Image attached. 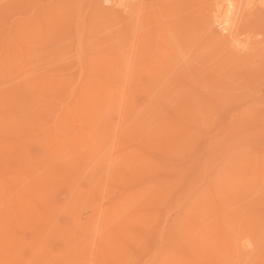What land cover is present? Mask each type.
<instances>
[{
    "label": "rangeland",
    "instance_id": "1",
    "mask_svg": "<svg viewBox=\"0 0 264 264\" xmlns=\"http://www.w3.org/2000/svg\"><path fill=\"white\" fill-rule=\"evenodd\" d=\"M86 85L100 96L93 99L97 107L92 103L100 111L88 112L94 115L85 126H96L104 138L97 148L81 142L69 145L64 157L52 153L50 141L60 137L44 135L38 118L63 117ZM0 94V243L12 247L2 264L56 262L68 244L78 246L71 245L73 232L99 212L104 231L118 234H110L112 248L104 235L112 249L104 246L105 264H264V0H0ZM81 111L85 117L81 108L65 120L76 122Z\"/></svg>",
    "mask_w": 264,
    "mask_h": 264
},
{
    "label": "bare ground",
    "instance_id": "2",
    "mask_svg": "<svg viewBox=\"0 0 264 264\" xmlns=\"http://www.w3.org/2000/svg\"><path fill=\"white\" fill-rule=\"evenodd\" d=\"M29 1V0H28ZM154 1V0H153ZM5 2V1H4ZM21 2V1H20ZM143 2V1H142ZM162 2V1H161ZM111 3H112V1H111ZM117 3H119V2H117ZM134 3H136V2H134ZM150 3V2H149ZM168 3V2H167ZM21 4H22V2H21ZM30 4V3H29ZM150 4H152V3H150ZM6 5H7V3H6ZM27 5V4H26ZM36 5V4H35ZM119 5V4H118ZM148 5V4H147ZM12 6H13V4H12ZM17 6V5H16ZM22 6V5H21ZM37 6H39V5H37ZM114 6V5H113ZM140 6V5H139ZM5 7V6H4ZM14 7V6H13ZM27 7V6H26ZM30 7H31V5H30ZM46 7V6H45ZM28 8V7H27ZM32 8V7H31ZM36 7H34V9H35ZM128 8V7H127ZM41 9V8H40ZM129 9V8H128ZM29 10V9H28ZM168 10V9H167ZM14 11V10H13ZM16 11H18V10H16ZM30 12L31 11H33V10H29ZM38 10H36V12H37ZM138 11V10H137ZM153 11H155V10H153ZM1 12H3V11H1ZM19 12V11H18ZM23 12V11H22ZM25 12V11H24ZM35 12V13H36ZM156 12V11H155ZM29 13V12H28ZM27 13V14H28ZM32 13H34V12H32ZM42 14V13H41ZM136 14V13H135ZM142 14V13H141ZM155 14V13H154ZM165 14V13H164ZM12 15V14H11ZM17 15V14H16ZM22 15H25L24 13L22 14ZM129 15V14H128ZM157 15V14H156ZM19 16H21V15H19ZM33 16V15H32ZM39 16V15H38ZM8 17H9V15H8ZM11 17V16H10ZM23 17V16H22ZM25 17V16H24ZM146 17V16H145ZM4 18H5V16H4ZM19 18V17H18ZM30 18V17H29ZM37 18V17H36ZM150 18V17H149ZM165 18V17H164ZM116 19V18H115ZM125 19V18H124ZM132 19V18H131ZM18 20V19H17ZM22 20V19H21ZM162 20V19H161ZM27 21V20H26ZM44 21V20H43ZM130 21V20H129ZM128 21V22H129ZM147 21H148V19H147ZM159 21V20H158ZM163 21V20H162ZM124 22V21H123ZM131 22V21H130ZM137 22V21H136ZM9 23V22H8ZM165 23V22H164ZM3 24V23H2ZM12 24H15L14 22L12 23ZM128 25V24H127ZM141 25V24H140ZM144 25V24H143ZM134 26H135V24H134ZM142 26V25H141ZM148 26V25H147ZM3 27V26H2ZM1 27V28H2ZM6 27V26H5ZM13 27V26H12ZM52 27V26H51ZM92 27V26H91ZM114 27V26H113ZM131 27V26H130ZM136 27V26H135ZM153 27V26H152ZM8 28V27H7ZM95 28V27H94ZM133 28V27H132ZM167 28V27H166ZM107 29V28H106ZM128 29V28H127ZM18 30H19V28H18ZM130 30V29H129ZM134 30V29H133ZM109 31V30H108ZM161 31V30H160ZM86 32V31H85ZM106 32V31H105ZM126 32H128V31H126ZM155 32V31H154ZM15 33V32H14ZM110 33H112L111 31H110ZM8 34H10V33H8ZM19 34V33H18ZM23 34V33H22ZM37 34V33H36ZM106 34V33H105ZM139 34V33H138ZM152 34V33H151ZM5 35V34H4ZM12 35V34H11ZM117 35V34H116ZM124 35V34H123ZM122 35V36H123ZM127 35V34H126ZM136 35V34H135ZM9 37H10V35H8ZM39 36V35H38ZM92 36V35H91ZM115 36V35H114ZM143 36H144V34H143ZM22 37V36H21ZM112 37V36H111ZM117 37V36H116ZM20 38V37H19ZM33 38V37H32ZM40 38V37H39ZM129 38V37H128ZM154 38V37H153ZM156 38V37H155ZM31 39V38H30ZM35 39V38H34ZM111 39V38H110ZM119 39V38H118ZM117 39V40H118ZM141 39V38H140ZM1 40H2V38H1ZM7 40V39H6ZM117 40H115V41H117ZM126 40V39H125ZM128 40V39H127ZM126 40V41H127ZM158 40V39H157ZM33 41V40H32ZM24 42H26V41H24ZM114 42V41H113ZM153 42V41H152ZM23 43V42H22ZM29 43V42H28ZM117 43V42H116ZM115 43V44H116ZM154 43V42H153ZM11 44V43H10ZM25 45V44H24ZM29 45V44H28ZM27 45V46H28ZM130 45V44H129ZM175 45V44H174ZM121 46V45H120ZM120 46H118V47H120ZM122 48H123V44H122V46H121ZM133 47V46H132ZM7 48V47H6ZM111 48H113V47H111ZM124 48H125V51L127 50L126 49V47L124 46ZM148 48V47H147ZM170 48V47H169ZM17 49H19V48H17ZM97 49V48H96ZM115 49V48H114ZM118 49V48H117ZM131 49V48H130ZM140 50V49H139ZM28 51V50H27ZM122 51V50H121ZM124 51V52H125ZM19 52V51H18ZM24 52H26V51H24ZM165 52V51H164ZM150 53H151V51H150ZM6 54V53H5ZM9 54V53H8ZM110 54V53H109ZM119 54V53H118ZM125 54V53H124ZM134 54V53H133ZM16 55V54H15ZM27 55V54H26ZM32 55V54H31ZM107 55V54H106ZM105 55V56H106ZM132 55V54H131ZM6 56V55H5ZM30 56V55H29ZM98 56V55H97ZM127 56V55H126ZM51 57V56H50ZM49 57V58H50ZM114 57V56H113ZM113 57H111V58H113ZM134 57V56H133ZM11 58V57H10ZM20 58V57H19ZM35 58V57H34ZM39 58H41V57H39ZM44 58V57H43ZM107 58V57H106ZM109 58H110V56H109ZM115 58V57H114ZM119 58V57H118ZM126 58V57H125ZM128 58V57H127ZM151 58V57H150ZM14 59V58H13ZM42 59V58H41ZM99 59V58H98ZM121 59V58H120ZM153 59V58H152ZM103 60V59H102ZM104 60H105V58H104ZM131 60V59H130ZM161 60V59H160ZM12 61V60H11ZM10 61V62H11ZM16 61H17V58H16ZM28 61V60H27ZM110 61V60H109ZM108 61V62H109ZM132 61H133V59H132ZM105 62H107V61H105ZM108 62H107V64H108ZM111 62V61H110ZM125 62V61H124ZM12 63V62H11ZM15 63V62H14ZM21 63V62H20ZM51 63V62H50ZM137 63V62H136ZM150 63L151 62H149L148 64L150 65ZM156 63V62H155ZM159 63V62H158ZM53 64V63H52ZM97 64V63H96ZM96 64H94V65H96ZM105 64V63H104ZM103 64V65H104ZM113 64V63H112ZM128 64V63H127ZM132 64V63H131ZM138 64V63H137ZM142 64V63H141ZM140 64V65H141ZM8 65V64H7ZM51 65V64H50ZM49 65V66H50ZM106 65V64H105ZM119 65V64H118ZM121 65V64H120ZM163 65V64H162ZM5 66V65H4ZM23 66V65H22ZM44 66V65H43ZM85 66V65H84ZM83 66V67H84ZM100 66V65H99ZM111 66V65H110ZM113 66V65H112ZM157 66V65H156ZM8 67V66H7ZM32 67H33V65H32ZM41 67V66H40ZM44 67H46L47 68V66H44ZM109 67V66H108ZM114 67H116L115 66V64H114ZM144 67V66H143ZM90 68V67H89ZM101 68H103V66L101 65ZM105 68V67H104ZM113 68V67H112ZM138 67H136V69H137ZM10 69V68H9ZM14 69V68H13ZM38 69V68H37ZM40 69V68H39ZM41 69H43V68H41ZM91 70H92V68H90ZM115 69V68H114ZM120 69V68H119ZM128 69V68H127ZM146 69V68H145ZM4 70V69H3ZM21 70V69H20ZM29 70V69H28ZM28 70H26V71H28ZM32 70V69H31ZM54 70V69H53ZM56 70V69H55ZM96 70V69H95ZM104 69H102V71H103ZM116 70H118V69H116ZM123 70V69H122ZM121 70V71H122ZM125 70V69H124ZM135 70V69H134ZM138 70V69H137ZM147 70V69H146ZM25 71V72H26ZM30 71V70H29ZM28 71V72H29ZM33 71H35V70H33ZM47 71V70H46ZM52 71V70H51ZM58 72H59V70H57ZM56 71V72H57ZM92 71H94V70H92ZM105 71V70H104ZM103 71V72H104ZM107 71V70H106ZM106 71H105V74H106ZM132 71V70H131ZM141 71V70H140ZM170 71V70H169ZM28 72H27V74H28ZM31 72V71H30ZM36 72V71H35ZM45 72V71H44ZM95 72V71H94ZM111 72H113V71H111ZM127 72V71H126ZM34 73V72H33ZM54 73V72H53ZM52 73V74H53ZM84 73V72H83ZM101 73V72H100ZM110 73V72H109ZM114 73V72H113ZM117 73V72H116ZM167 73V72H166ZM169 73V72H168ZM8 74V73H7ZM23 73H21V75H22ZM30 74V73H29ZM26 75V76H29L30 77V75ZM43 74V73H42ZM82 74V73H81ZM105 74L103 75V77L105 76ZM150 74V73H149ZM35 75V74H34ZM59 75V74H58ZM57 75V76H58ZM63 75V74H62ZM89 75V74H88ZM107 75H108V73H107ZM110 75V74H109ZM116 75H118V74H116ZM24 76V75H23ZM93 76V75H92ZM96 76V75H95ZM110 76H112V75H110ZM130 76V75H129ZM156 76V75H155ZM37 77V76H36ZM94 77V76H93ZM106 77V76H105ZM131 77V76H130ZM133 77V76H132ZM152 77V76H151ZM158 77V76H157ZM165 77H166V75H165ZM164 77V78H165ZM52 78H54V77H52ZM52 78H51V80H52ZM62 78V77H61ZM81 78V77H80ZM99 78V77H98ZM113 78V77H112ZM127 78H128V75H127ZM148 78H150V77H148ZM24 79H26V78H24ZM27 79H29V78H27ZM33 79V78H32ZM37 79V78H36ZM42 78H40V80H41ZM58 79V78H57ZM72 79V78H71ZM70 78H69V80H71ZM93 79H95V78H93ZM108 79V78H107ZM110 79V78H109ZM141 79V78H140ZM46 80V79H45ZM63 80V79H62ZM61 80V81H62ZM69 80H67L69 83H71ZM74 80V79H73ZM89 80V79H88ZM118 80V79H117ZM122 80V79H121ZM179 80V79H178ZM177 80V81H178ZM27 81H29V80H27ZM34 81V80H33ZM93 81V80H92ZM119 81V80H118ZM117 81V82H118ZM125 81H127V79L125 80ZM131 81V80H130ZM35 82V81H34ZM48 82V81H47ZM114 82V81H113ZM128 82H129V80H128ZM127 82V83H128ZM42 83V82H41ZM50 83H52V81L50 82ZM57 83V82H56ZM101 83V82H100ZM104 83V82H103ZM141 83V82H140ZM61 84V83H60ZM87 84V83H86ZM115 84V83H114ZM26 85V84H25ZM38 85V84H37ZM63 85V84H62ZM88 85V84H87ZM87 85H86V87H87ZM96 85V84H95ZM126 85V84H125ZM140 85V84H139ZM36 86V85H35ZM47 86H48V84H47ZM78 86H79V84H78ZM92 86V85H91ZM97 86V85H96ZM8 87H10V86H8ZM45 87V86H44ZM56 87V89L58 88L57 86H55ZM63 87H65L64 85H63ZM62 86H61V90H62V88H63ZM69 87H71L70 85H69ZM74 87H76V86H74ZM73 87V88H74ZM118 87V86H117ZM151 87V86H150ZM23 88V87H22ZM45 88H47V90H49L48 89V87H45ZM58 88V89H59ZM82 88V87H81ZM88 89L87 90H85L84 89V91H80L81 92V95H79L78 96V100H76V103L74 102V104H68L67 106H66V108H67V112H66V114H74V112L76 111V109H77V111L79 110V112H80V109L82 108V110H83V113L85 112V111H87L86 113V116L85 117H82V111H81V113H79L80 114V116L78 117V115L76 114V116L75 117H78L77 118V120H75L76 122H74L73 123V120L71 121L72 123H70L69 122V120H65L66 118H65V116H67L66 114H64V116H63V113H61L62 114V116L63 117H57L56 119H58L57 121H55L54 120V122H51L52 121V119H51V121L49 122V120L48 121H46V120H44L45 118H42V119H40L41 118V116H40V118H38L39 119V122L41 123H43L42 124V130H43V134L45 135V133H53V135H52V137H56V136H58V137H60L61 139H63V137L65 136L66 138H65V140L63 141V142H61L59 139H58V141L57 140H54L53 142H51L50 141V146H51V148H48V149H50L49 151H51V149H52V153H54V151H57V153H61L60 155L62 156V153H63V156L62 157H64L65 156V153L67 152V150H68V147H69V145H71V144H73L74 146H75V144L77 145L78 143H81V142H83V143H85L86 144V146H90V147H92L93 145H95V147L97 148L98 147V145L101 143V141H98L99 139H103L104 138V136H101V135H99V133L97 132V134H96V132H94L95 131V128H96V126H95V128L94 129H92L93 127H89V128H87V126H85V125H88V121L87 120H90V116L91 115H94V114H91V115H89L88 114V112H91L92 111V113L94 112L93 110L95 109L96 110V113H97V110H99V109H96V107H97V98H95L94 96L95 95H97V94H95L94 96L93 95H91V92L94 94V93H96V92H93V91H91L90 90V93H89V89H90V87H87ZM94 88H96V87H94ZM101 88L102 87H99V91L101 90ZM105 88H108V87H105ZM111 88V87H110ZM109 88V89H110ZM112 88H113V86H112ZM140 88V87H139ZM3 89V88H2ZM8 89V88H7ZM10 89V88H9ZM26 89V88H25ZM53 89V88H52ZM56 89H55V91H56ZM58 89H57V92H60V91H58ZM66 89H68V87L66 88ZM70 89V88H69ZM97 90H98V88H96ZM103 89V91H105V90H107V89H105L104 90V88H102ZM116 89V88H115ZM152 89V88H151ZM157 89V88H156ZM47 90H45V91H47ZM50 90H51V88H50ZM49 90V91H50ZM71 90H72V88H71ZM74 90H75V88H74ZM96 90V91H97ZM134 90V89H133ZM27 91H29V90H27ZM41 91V90H40ZM39 91V92H40ZM63 91V90H62ZM76 91V90H75ZM86 91L88 92V93H86ZM107 91H109V90H107ZM112 91V90H111ZM126 91V90H125ZM127 91H129V90H127ZM126 91V92H127ZM154 91V90H153ZM6 92V91H5ZM4 92V93H5ZM20 92V91H19ZM18 91H17V93H19ZM56 92V93H57ZM123 92V91H122ZM14 93V92H13ZM28 93V92H27ZM41 93V92H40ZM60 93H62V92H60ZM59 93V94H60ZM65 93V92H64ZM63 93V94H64ZM78 93V92H77ZM82 93H83V95H82ZM98 93V92H97ZM117 93V92H116ZM154 93V92H153ZM25 94V93H24ZM39 94V93H38ZM53 94V93H52ZM59 94H56V95H59ZM68 94V93H67ZM71 94V93H70ZM87 96H86V95ZM115 94V93H114ZM114 94H113V96H114ZM119 94V93H118ZM137 94V93H136ZM1 95V94H0ZM4 95V94H3ZM2 95V96H3ZM6 95V94H5ZM28 95V94H27ZM44 95H46V94H44ZM47 95H48V93H47ZM55 95V94H54ZM53 95V96H54ZM65 95V94H64ZM72 95H73V93H72ZM106 94H104V97L106 98V96H105ZM110 95V94H109ZM108 95V96H109ZM155 95V94H154ZM8 96V95H7ZM26 96V95H25ZM25 96H23V97H25ZM30 96V95H29ZM28 96V97H29ZM40 96V95H39ZM49 96H51V94H49ZM52 96V97H53ZM63 96V95H62ZM66 96V95H65ZM71 96V95H70ZM69 96V97H70ZM107 96V97H108ZM112 95H111V97H113ZM116 96H117V94H116ZM40 97H43L42 95L40 96ZM46 97V96H45ZM55 97V96H54ZM57 97H59V96H57ZM56 97V98H57ZM61 97V96H60ZM59 97V98H60ZM96 97H99L100 98V96H96ZM103 97V96H102ZM121 97V96H120ZM131 97V96H130ZM135 97V95L133 96V98ZM186 97V96H185ZM17 98V97H16ZM30 98V97H29ZM63 98H64V96H63ZM80 98V99H79ZM129 98V97H128ZM1 99V98H0ZM2 99H4V97L2 98ZM20 99V98H19ZM69 99V98H68ZM93 99L94 100H96V101H93ZM114 99H115V97H114ZM11 100H13V98L11 99ZM15 100V99H14ZM23 100V99H22ZM30 100V99H29ZM33 100H34V96H33ZM40 100V99H39ZM43 100V99H42ZM46 100V99H45ZM48 100V99H47ZM64 100V99H63ZM67 100V99H66ZM74 100V99H73ZM98 100H100V99H98ZM107 100V99H106ZM135 100V99H134ZM9 101V100H8ZM20 100H18V102H19ZM23 101H25V100H23ZM41 101V100H40ZM49 101V100H48ZM61 101V100H60ZM72 101V100H71ZM102 101V100H101ZM101 101H99V102H101ZM103 101H104V98H103ZM108 101V100H107ZM122 101V100H121ZM6 102V101H5ZM22 102V101H21ZM37 103V101L36 100H34V103ZM66 102V101H65ZM96 103V107L95 106H93L92 105V103ZM112 102V101H111ZM114 102H116V100L114 101ZM123 102V101H122ZM193 102V101H192ZM23 103H25V102H23ZM42 103V102H41ZM45 103H46V101H45ZM125 103V102H124ZM194 103V102H193ZM4 104V103H3ZM6 104V103H5ZM40 104V103H39ZM54 104V103H53ZM59 104H62V102L61 103H59ZM102 104V103H101ZM106 104H107V102H106ZM122 104V103H121ZM23 105V104H22ZM36 105H38V104H36ZM41 105V104H40ZM42 105H44V104H42ZM49 105H51V104H48V106ZM100 105V103H98V107L99 108H101V109H103L102 107H100L99 106ZM112 105H114V103L112 102ZM154 105V104H153ZM153 105H152V107H153ZM21 106V105H20ZM19 106V107H20ZM29 106V105H28ZM57 106V105H56ZM63 106H64V104H63ZM102 106H104V104H102ZM106 106V105H105ZM111 106V105H110ZM122 106V105H121ZM120 106V107H121ZM156 106V105H155ZM24 107V106H23ZM22 107V108H23ZM30 107V106H29ZM47 107V106H46ZM58 107V106H57ZM149 107V106H148ZM189 107V106H188ZM192 107V106H191ZM7 109H8V107H6ZM31 108V107H30ZM29 108V109H30ZM44 108V107H43ZM43 108H42V111H43ZM51 108V107H50ZM63 108V107H62ZM109 108V107H108ZM3 109V108H2ZM106 109V108H105ZM111 109V108H110ZM189 109V108H188ZM5 110V109H4ZM8 110H10V109H8ZM14 110V109H13ZM48 110H51V109H48ZM117 110V109H116ZM157 110V109H156ZM186 110V109H185ZM17 111H18V109H17ZM31 111H32V109H31ZM57 111V110H56ZM100 111V110H99ZM105 111V110H104ZM119 111V110H118ZM117 111V112H118ZM123 111V110H122ZM148 111V110H147ZM178 111V110H177ZM39 112V111H38ZM41 112V111H40ZM39 112V113H40ZM44 112V115L46 114L47 115V117H48V115H50V114H48V112H47V109L45 108V110L43 111ZM43 112L41 113V114H43ZM54 112V111H53ZM21 113V112H20ZM49 113H52V112H49ZM99 113H101V112H99ZM113 113H115L114 111H113ZM194 113V112H193ZM1 114H2V111H1ZM119 114V113H118ZM117 114V115H118ZM120 114H121V112H120ZM147 114V113H146ZM152 114V113H151ZM7 115V114H6ZM11 115V114H10ZM31 115V114H30ZM38 115V114H37ZM36 115V116H37ZM83 115H85V114H83ZM89 115V117H87ZM100 115V114H99ZM103 115H105V114H103ZM115 115V114H114ZM185 115V114H184ZM8 116V115H7ZM55 116V115H54ZM59 116V115H58ZM96 116V115H95ZM102 116V115H101ZM108 116V115H107ZM124 116V115H123ZM6 117V116H5ZM39 117V116H38ZM82 117V118H81ZM87 117V118H86ZM93 117V116H92ZM91 117V118H92ZM110 117V116H109ZM120 117V116H119ZM31 118V117H30ZM73 118V117H72ZM98 118V117H97ZM9 119V118H8ZM7 119V120H8ZM35 119V118H34ZM85 119H86V121H85ZM106 119H107V117H106ZM109 119V118H108ZM177 119V118H176ZM4 120H5V118H4ZM6 120V121H7ZM43 120H44V122H43ZM115 120V119H114ZM146 120V119H145ZM107 121V120H106ZM109 121V120H108ZM117 121V120H116ZM163 121V120H162ZM256 121H257V119H256ZM10 122V121H9ZM15 122V121H14ZM21 122V121H20ZM26 122V121H25ZM35 122V121H34ZM37 122V121H36ZM39 122H37V123H39ZM97 122H98V119H97ZM97 122L95 121L93 124L95 125V123L97 124ZM105 122V120L103 121V123ZM114 122V121H113ZM30 123V122H29ZM69 123V124H68ZM91 123H92V119H91ZM102 123V124H103ZM120 123V122H119ZM36 124V123H35ZM51 124H52V126H51ZM118 124V123H117ZM14 125V124H13ZM23 125V124H22ZM25 125V124H24ZM90 125V124H89ZM104 125V124H103ZM116 125V124H115ZM178 125H179V123H178ZM177 125V126H178ZM41 126V125H40ZM39 126V127H40ZM99 126V125H98ZM120 126V125H119ZM258 125L256 124V127H257ZM34 127V126H33ZM179 127V126H178ZM183 127V126H182ZM7 128V127H6ZM31 128V127H30ZM35 128V127H34ZM88 130H87V129ZM101 128H102V126H101ZM114 128V127H113ZM120 128H122L121 126H120ZM185 128V127H184ZM40 129V130H41ZM91 129L93 130V133L92 132H90L89 133V131H91ZM103 129H104V127H103ZM103 129H101V130H103ZM141 129V128H140ZM176 129V128H175ZM25 130V129H24ZM41 130V131H42ZM100 130V131H101ZM121 130V129H120ZM14 131V130H13ZM18 131V130H17ZM97 131V130H96ZM104 131L105 130H103L102 131V133H104ZM115 131H118V130H115ZM157 131V130H156ZM165 131H167V130H165ZM9 132H10V130H9ZM88 132V133H87ZM94 133L96 134L95 136H94ZM1 134V133H0ZM38 134V133H37ZM116 134V133H115ZM159 134V133H158ZM27 135V134H26ZM36 135V134H35ZM47 135V134H46ZM55 135V136H54ZM182 135V134H181ZM1 136V135H0ZM48 136V135H47ZM116 136H117V134H116ZM18 137H19V135H18ZM37 137V136H36ZM40 137V136H39ZM96 137H98L97 138V140L95 139ZM100 137V138H99ZM103 137V138H102ZM156 137H158V136H156ZM168 137V136H167ZM177 137V136H176ZM193 137V136H192ZM16 138V137H15ZM172 138V137H171ZM2 139V138H1ZM0 139V140H1ZM5 139V138H4ZM23 139V138H22ZM51 139V138H50ZM170 138H168L167 140H169ZM12 140H14V139H12ZM67 140V141H66ZM158 140V139H157ZM165 140V139H164ZM44 141V140H43ZM66 141V142H65ZM152 141V140H151ZM155 141V140H154ZM173 141H174V139H173ZM46 142V141H45ZM45 142H43V143H45ZM153 142V141H152ZM156 142V141H155ZM6 143V142H5ZM169 143V142H168ZM12 144V143H11ZM84 144V145H85ZM172 144V143H171ZM174 144V143H173ZM2 145V144H1ZM112 145V144H111ZM158 145V144H157ZM113 146V145H112ZM114 146H116L115 145V143H114ZM113 146V147H114ZM176 146V145H175ZM1 147V146H0ZM6 147V146H5ZM76 147V146H75ZM112 147V148H113ZM155 147H157V146H155ZM80 148H82V147H80ZM84 148V147H83ZM89 148V147H88ZM115 148V147H114ZM172 148V147H171ZM72 149V148H71ZM71 149H69V150H71ZM79 149V148H78ZM66 150V151H65ZM73 151V150H72ZM253 151V150H252ZM13 152V151H12ZM50 152V153H51ZM68 153H69V151H68ZM58 154V155H59ZM27 155V154H26ZM67 155V154H66ZM12 156H14V155H12ZM24 156H25V154H24ZM6 157V156H5ZM47 158V157H46ZM9 159V158H8ZM57 159V158H56ZM63 159V158H62ZM114 160V159H113ZM110 161V160H109ZM28 164V163H27ZM71 165V164H70ZM109 165H110V163H109ZM260 166V165H259ZM36 167V166H35ZM111 168L112 167H108V169L110 170V172H111ZM2 169V168H1ZM50 171V170H49ZM53 171H55V169L53 170ZM103 171V170H102ZM1 172V171H0ZM51 172V171H50ZM61 172V171H60ZM101 172V171H100ZM12 173H13V171H12ZM41 173V172H40ZM44 173V172H43ZM107 173H108V170H107ZM205 173V172H204ZM259 173V172H258ZM21 174V173H20ZM106 174V173H105ZM18 175V174H17ZM53 175V174H52ZM106 175H108V174H106ZM3 176H4V174H3ZM38 177V176H37ZM49 177V176H48ZM55 177V176H54ZM63 177V176H62ZM67 177V176H66ZM70 177V176H69ZM95 177V176H94ZM106 177H108V176H106ZM105 177V178H106ZM5 178V177H4ZM51 178V177H50ZM89 178H91V177H89ZM254 178V177H253ZM259 178V177H258ZM38 179V178H37ZM61 179V178H60ZM70 179V178H69ZM104 179V178H103ZM230 179V178H229ZM238 179V178H237ZM262 179V178H261ZM5 180V179H4ZM10 180V179H9ZM75 181V180H74ZM98 181V180H97ZM202 181V180H201ZM235 181V180H234ZM242 181V180H241ZM247 181V180H246ZM1 182V181H0ZM5 182V181H4ZM7 182V181H6ZM230 182V181H229ZM232 182H233V180H232ZM236 182V181H235ZM255 182V181H254ZM257 182V181H256ZM261 182H262V180H261ZM2 183V182H1ZM74 183V182H73ZM93 183V182H92ZM72 184V183H71ZM78 184V182L76 181V185ZM99 184H100V182H99ZM228 184V183H227ZM247 184V183H246ZM229 185V184H228ZM236 185V184H235ZM243 185V184H242ZM250 185H252V183H250ZM259 185H260V183H259ZM1 186V185H0ZM234 186V184L232 185V187ZM249 186V185H248ZM19 187V186H18ZM100 187V186H99ZM104 187V186H103ZM102 187V188H103ZM159 187V186H158ZM225 187V186H224ZM228 187H231V186H228ZM231 187V188H232ZM236 187V186H235ZM2 188V187H1ZM37 188V187H36ZM71 188V187H70ZM156 188V187H155ZM238 188V187H237ZM98 189V188H97ZM105 189V188H104ZM162 189V188H161ZM250 189V188H249ZM26 190V189H25ZM45 190V189H44ZM101 188L97 191V193H100L101 191ZM156 190V189H155ZM154 190V191H155ZM2 191V190H1ZM16 191V190H15ZM234 191H237V190H234ZM255 191V190H254ZM102 192H104V190L102 189ZM106 192V191H105ZM248 192V191H247ZM252 192V191H251ZM235 193V192H234ZM237 193V192H236ZM2 194V192L0 193V196H2L1 195ZM9 194V193H8ZM18 194V193H17ZM49 194V193H48ZM155 194V193H154ZM238 194V193H237ZM249 194V193H248ZM11 195V194H10ZM21 195V194H20ZM19 195V196H20ZM86 195V194H85ZM94 195H96L95 193H94ZM93 195V196H94ZM99 195L100 194H98V197H99ZM261 195V194H260ZM14 196V195H13ZM87 196V195H86ZM229 196V195H228ZM232 196V195H231ZM235 196V195H234ZM16 197H18V196H16ZM15 197V198H16ZM87 197H89V196H87ZM92 196H90V198H91ZM161 197V196H160ZM239 197V196H238ZM261 197H262V195H261ZM45 198V197H44ZM158 198V197H157ZM36 199V198H35ZM233 199V198H232ZM1 200H2V198H1ZM18 200V199H17ZM55 200V199H54ZM91 200V199H90ZM101 200V199H100ZM202 200V199H201ZM260 200H261V198H260ZM229 201V200H228ZM231 201V200H230ZM264 201V200H263ZM20 202V201H19ZM263 203V202H262ZM221 204V203H220ZM223 204V203H222ZM27 206L29 205V204H26ZM26 205H25V207H26ZM1 206V205H0ZM222 206H224V205H222ZM198 207V206H197ZM222 208H225V207H222ZM26 209H27V207H26ZM218 209V208H217ZM226 209V208H225ZM210 210V209H209ZM212 210V209H211ZM227 210V209H226ZM27 211V210H26ZM101 211V210H100ZM213 211V210H212ZM11 212H13V211H11ZM19 212V211H18ZM198 212V211H197ZM5 213V212H4ZM263 213V212H262ZM1 214V213H0ZM206 214V213H205ZM208 214V213H207ZM33 215V214H32ZM238 215V214H237ZM253 215V214H252ZM259 215V214H258ZM20 216H22V215H20ZM257 216V215H256ZM260 216V215H259ZM258 216V218H260ZM262 216H263V214H262ZM262 216H261V218H262ZM35 217V216H34ZM210 217V216H209ZM221 217H223V216H221ZM8 218V217H7ZM47 218V217H46ZM92 218V217H91ZM185 218V217H184ZM219 218V217H218ZM236 218H238V217H236ZM264 218V217H263ZM28 219V218H27ZM30 219V218H29ZM32 219H34V218H32ZM193 219V218H192ZM206 219H208V218H206ZM221 219V218H220ZM223 219V218H222ZM221 219V220H222ZM187 220V219H186ZM205 220V219H204ZM217 220V219H216ZM227 220V219H226ZM254 220V219H253ZM3 221V220H2ZM28 221V220H27ZM32 221V220H31ZM104 221H105V219H104V217L100 214V212H99V215L98 216H96V217H94V218H92L88 223H86V224H84L82 227H79V230H76L75 232H73L74 234L72 235V237H73V239L71 238V245L73 246V243H77L78 244V246H76V245H74L73 247H70V244H68V246L69 247H67V252L65 251H62V252H60L59 251V253L56 255L57 257L55 258V260H56V262L55 261H53L54 260V257L55 256H53V262H54V264H58L57 262L58 261H62L63 263H65V262H68V264H105L106 262L104 261V246H106V249H107V252H109L108 250H111L112 251V247H113V245L115 244L114 242H116V241H114V242H112V240L114 239V237H113V239H112V237L110 236V234H111V232L112 233H114L113 232V230L111 231V229L109 230V231H111V232H107V229H106V232L104 231ZM108 221V220H107ZM106 221V222H107ZM201 221V220H200ZM206 221V220H205ZM208 221H210L211 222V219L210 220H208ZM29 222V221H28ZM27 222V223H28ZM180 222V221H179ZM215 222V221H214ZM214 222H213V224H214ZM238 222V221H237ZM47 223V222H46ZM212 223V222H211ZM31 224V223H30ZM111 224V223H110ZM115 224V223H114ZM117 224H119V223H117ZM128 224V223H127ZM199 224H200V222H199ZM220 224V223H219ZM5 225V224H4ZM25 225V224H24ZM32 225V224H31ZM44 225H46V224H44ZM54 226H55V224H53ZM72 225V224H71ZM73 225H75V228L78 226H76V224H73ZM109 225V223L106 225V227ZM112 225V224H111ZM176 225H178V223L176 224ZM180 225V224H179ZM192 225V224H191ZM21 226V225H20ZM66 226V225H65ZM80 226H81V224H80ZM116 226V225H115ZM115 226H113L114 227V229L115 228H117V227H115ZM127 226V225H126ZM193 226V225H192ZM238 226H239V224H238ZM253 226V225H252ZM255 226V225H254ZM264 226V225H263ZM2 227V226H1ZM26 227V226H25ZM48 227V226H47ZM51 227V226H50ZM108 227H110V225L108 226ZM187 227V226H186ZM194 227H196V226H194ZM207 227V226H206ZM206 227H205V230H207L206 229ZM215 227V226H214ZM19 228H22V227H19ZM24 228V227H23ZM28 228V227H27ZM42 228V227H41ZM67 228H68V226H67ZM71 228V227H70ZM111 228V227H110ZM119 228V227H118ZM153 228V227H152ZM215 228H217V227H215ZM264 228V227H263ZM26 229V228H25ZM43 230H44V227L42 228ZM47 229V228H46ZM45 229V230H46ZM51 229H53V228H51ZM55 229H56V227H55ZM66 229V228H65ZM76 229H78V227L76 228ZM180 229V228H179ZM193 229V228H192ZM201 229H203V228H201ZM213 229V228H212ZM219 229V228H218ZM244 229V228H243ZM247 229V228H246ZM250 229V231H251V228H249ZM248 229V230H249ZM12 230V229H11ZM121 229H116V231H120ZM253 230H255V228L253 229ZM2 231V230H1ZM52 231V230H51ZM67 231V230H66ZM65 231V232H66ZM69 231V230H68ZM199 231V230H198ZM218 231V230H217ZM223 231V230H222ZM256 231V230H255ZM258 231V230H257ZM6 232V231H5ZM50 231H48V233H49ZM70 232V231H69ZM123 231H121V232H119V233H122ZM179 232V231H178ZM207 232V231H206ZM254 232V231H253ZM2 233V232H1ZM1 233H0V241L2 242V239H1ZM4 233V232H3ZM42 233H43V231H42ZM46 233V232H45ZM105 233V234H104ZM124 233V232H123ZM122 233V234H123ZM193 233V232H192ZM199 233H202V232H199ZM198 233V234H199ZM210 233V232H209ZM213 233V232H212ZM219 233H221V232H219ZM227 233V232H226ZM230 233V232H229ZM250 233V232H249ZM256 233V232H255ZM70 234L71 233H65L64 235L65 236H67V238L70 236ZM115 234V233H114ZM117 234V233H116ZM116 234H115V237H116ZM179 234H181V231H180V233ZM257 234V233H256ZM104 235H108L107 237H109V238H107L108 240H111V242H112V244H111V248H110V245L105 241L104 242ZM118 235V234H117ZM123 235H125V234H123ZM178 235V234H177ZM204 235V234H203ZM217 235V234H216ZM229 235V234H228ZM247 235V234H246ZM250 235H252V234H250ZM3 236H5V235H3ZM3 236H2V238H3ZM58 236V235H57ZM114 236V235H113ZM121 237H123L122 235H120ZM119 236V237H120ZM135 236V235H134ZM202 236V235H201ZM201 236H200V238H201ZM213 236V235H212ZM220 236V235H219ZM222 236V235H221ZM224 236V235H223ZM247 236H249V234L247 235ZM127 237V236H126ZM181 237H182V235H181ZM198 237H199V235H198ZM205 237H208V234H206V236ZM214 238H215V236H213ZM216 237H218V236H216ZM255 237V236H254ZM253 237V238H254ZM46 238H47V235H46ZM48 238H50V237H48ZM196 238H197V236H196ZM203 239H204V236L202 237ZM209 238V237H208ZM246 237L244 236V240H246V244H247V239H245ZM250 238V237H249ZM5 239V238H4ZM23 239V238H22ZM116 239V238H115ZM117 239H118V237H117ZM121 239V238H120ZM126 239H128V238H126ZM183 239V238H182ZM210 239V238H209ZM213 239V238H212ZM216 239V238H215ZM229 239V238H228ZM122 240V239H121ZM131 240H133V238L131 239ZM130 240V243L132 242ZM214 240V239H213ZM219 240V239H218ZM218 240H216V241H218ZM225 240H226V238H225ZM225 240H224V243H225ZM232 240V239H231ZM230 240V241H231ZM237 240V239H236ZM235 240V241H236ZM243 240V241H244ZM249 240V239H248ZM5 243H6V240H3ZM11 242H12V240H10ZM14 241H16V240H14ZM29 241V240H28ZM31 241V240H30ZM33 241V240H32ZM46 241V240H45ZM128 241V240H127ZM134 241V240H133ZM200 241H202V239L200 240ZM199 241V242H200ZM210 241V240H209ZM229 241V242H230ZM234 241V242H235ZM242 241V240H241ZM49 242V241H48ZM196 242H197V240H196ZM204 242V240L202 241V243ZM208 241H207V238H206V242L205 243H207ZM215 242V241H214ZM228 242V241H227ZM226 242V243H227ZM232 242V241H231ZM250 242V241H249ZM27 243V242H26ZM29 243H31V242H29ZM50 243V242H49ZM48 243V244H49ZM114 243V244H113ZM123 243V242H122ZM125 243H126V240H125ZM128 243V242H127ZM195 243V242H194ZM209 243V242H208ZM207 243V245H209ZM211 243H213L212 241H211ZM225 243V244H226ZM251 243V242H250ZM17 244V243H16ZM45 244V243H44ZM63 244H64V242H63ZM105 244H107L109 247L107 248V245H105ZM118 244V243H117ZM134 244V243H133ZM132 244V245H133ZM201 243H199L198 245H200ZM221 244V243H220ZM229 244H231V243H229ZM245 244V242H244V245H246ZM24 245V244H23ZM22 245V246H23ZM28 245V244H27ZM32 245V244H31ZM43 245V244H42ZM120 245V244H119ZM123 245V244H122ZM128 245H129V243H128ZM228 245V244H227ZM235 245H236V243H235ZM242 245H243V242H242ZM243 245V246H244ZM251 245V244H250ZM249 245V246H250ZM13 246H14V244H13ZM16 246V245H15ZM14 246V247H15ZM25 246V245H24ZM43 246H45V245H43ZM49 246V245H48ZM64 246H66V245H64ZM63 246V247H64ZM75 246H76V248H75ZM130 246V245H129ZM190 246V245H189ZM194 246V245H193ZM196 246L197 245H195V248H196ZM210 246H212V245H210ZM229 246V245H228ZM248 245L246 246V247H249ZM8 247L9 246H5V244L4 245H1V243H0V260H1V258L3 259H5V257H4V255L6 256V253H9L8 252ZM13 247V248H14ZM32 247V246H31ZM46 247V246H45ZM124 247H125V245H124ZM187 247V246H186ZM197 247H199V246H197ZM201 247V246H200ZM212 247H214V246H212ZM220 247V246H219ZM12 247H9V251L12 253V251L10 250ZM64 248H66V247H64ZM71 248H73V249H71ZM110 248V249H109ZM115 248L116 247H114L113 249H114V251H118V250H115ZM117 248H118V246H117ZM130 248V247H129ZM164 248V247H163ZM178 248V247H177ZM180 248V247H179ZM192 248V247H191ZM217 248V247H216ZM225 248V247H224ZM223 248V249H224ZM227 248V247H226ZM228 248H230V246L228 247ZM34 249V248H33ZM32 249V250H33ZM41 249V248H40ZM49 249H51V248H49ZM53 249V248H52ZM161 249V248H160ZM202 249V248H201ZM201 249H199V250H201ZM206 249V248H205ZM205 249H204V251H205ZM215 249V248H214ZM232 249L234 250V248L232 247ZM236 249H237V247H236ZM27 250V249H26ZM31 250V249H30ZM36 250V249H35ZM123 250H124V248H123ZM126 250V249H125ZM124 250V251H125ZM159 250V249H158ZM187 250H189V247L187 248ZM198 250V251H199ZM217 250L218 249H216V253H217ZM221 249H219V251H220ZM239 250V249H238ZM19 251V250H18ZM37 251V250H36ZM45 251H47V247H46V250ZM119 251H121V250H119ZM202 251V250H201ZM218 251V253H220ZM224 251V250H223ZM228 251H230L229 253H232L233 254V252L234 251H231V249L230 250H228ZM237 251V250H236ZM235 251V252H236ZM64 252V253H63ZM106 252V253H107ZM128 252V251H127ZM215 252V251H214ZM227 252V251H226ZM226 252H224L223 254L225 255V253ZM14 253H16V251H14L13 252V254H11L14 258H15V256L17 257H19L20 255H19V253H18V255H16L15 254V256H14ZM24 253V252H23ZM26 253V252H25ZM36 253V252H35ZM55 253V252H54ZM111 253V252H110ZM175 253V252H174ZM206 253V252H205ZM204 253V254H205ZM21 254H22V252H21ZM38 254V253H37ZM49 254V253H48ZM109 254V253H108ZM112 254V253H111ZM118 254V253H117ZM158 254V253H157ZM161 254V253H160ZM214 254V253H213ZM231 254V255H232ZM238 254V253H237ZM236 254V255H237ZM41 255V254H40ZM54 255V254H53ZM107 255V254H106ZM106 255H105V257H106ZM113 255V254H112ZM132 255V254H131ZM195 255V254H194ZM219 255V254H218ZM222 255V254H221ZM223 255V256H224ZM234 255V258L235 257H237V256H235V254H233ZM3 256V257H2ZM26 256V255H25ZM39 256V255H38ZM48 257H50L49 255H47ZM121 256H122V251H121ZM157 256V255H156ZM198 256V255H197ZM202 255L200 254V256L199 257H201ZM228 256H229V254H228ZM7 257V256H6ZM9 257V256H8ZM23 257V256H22ZM40 257V256H39ZM52 257V256H51ZM51 257H50V259H51ZM117 257H119V254H118V256ZM127 257H130V254L127 256ZM154 257V256H153ZM183 257V256H182ZM213 257V256H212ZM262 257H264V256H262ZM26 258V257H25ZM35 258H36V256H35ZM42 258V257H41ZM40 258V259H41ZM106 258H110V256L108 255ZM122 258V257H121ZM124 258V257H123ZM122 258V259H123ZM191 258H192V256H191ZM217 259H218V257H216ZM221 258V257H220ZM219 258V259H220ZM222 258H227V257H222ZM232 258V257H231ZM17 259V258H16ZM22 260H23V258H21ZM45 260H46V258H44ZM49 259V258H48ZM119 259V258H118ZM130 259H131V257H130ZM153 259V258H152ZM151 259V260H152ZM155 259V258H154ZM185 259V258H184ZM188 259H190V258H188ZM199 258H197V260H198ZM213 259V258H212ZM219 259H218V262H219ZM237 259V258H236ZM6 260V259H5ZM20 260V259H19ZM21 260V261H22ZM26 260V259H25ZM25 260L24 261H22V264L25 262ZM30 260V262H27V263H31L33 260H31V259H29ZM36 260V259H35ZM34 260V261H35ZM38 260V259H37ZM108 260V259H107ZM121 260V259H120ZM127 259H125V260H123V261H126ZM156 260H158V259H156ZM171 260V259H170ZM172 260H174V259H172ZM192 260V259H191ZM221 260V264H223L222 263V259H220ZM261 260V259H260ZM6 261H8V259L6 260ZM28 261V260H27ZM51 261V260H50ZM114 261H115V257H114ZM118 261V260H117ZM117 261H115V262H117ZM122 261V260H121ZM131 261H132V259H131ZM163 261V260H162ZM168 261V260H167ZM176 261H179L178 259L176 260ZM190 261V260H189ZM193 261V260H192ZM213 261H215V260H213ZM217 261V260H216ZM225 261V259L223 260V262ZM237 261V260H236ZM9 262V261H8ZM37 261H35V263H36ZM41 262V261H40ZM53 262H51V264L53 263ZM150 262V261H149ZM173 262V261H172ZM171 262V263H172ZM175 262V261H174ZM180 262H181V260H180ZM226 262V261H225ZM227 262H229V264H230V259H228V261ZM232 262V261H231ZM261 262V261H260ZM15 263H17V262H15ZM63 263H59V264H63ZM117 263H119V262H117ZM154 263V262H153ZM152 263V264H153ZM159 263H162V262H159ZM186 263V262H185ZM189 264H190V262H188ZM0 264H2V262L0 261ZM9 264V263H8ZM10 264H13V262H11ZM39 264V263H38ZM47 264V263H46ZM66 264V263H65ZM107 264H108V261H107ZM147 264V263H146ZM150 264V263H149ZM163 264H164V262H163ZM167 264V263H166ZM210 264H211V262H210Z\"/></svg>",
    "mask_w": 264,
    "mask_h": 264
}]
</instances>
